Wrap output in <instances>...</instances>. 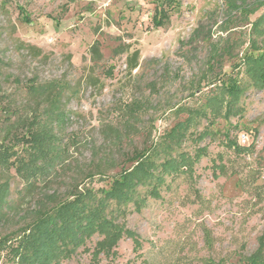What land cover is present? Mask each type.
I'll list each match as a JSON object with an SVG mask.
<instances>
[{
	"label": "rangeland",
	"instance_id": "374dc122",
	"mask_svg": "<svg viewBox=\"0 0 264 264\" xmlns=\"http://www.w3.org/2000/svg\"><path fill=\"white\" fill-rule=\"evenodd\" d=\"M263 1L178 0L157 28L153 17L163 0H0V185L9 186L0 239L15 237L76 190L110 186L137 154L162 148L166 133L192 114L185 139L171 151L205 147L206 155L192 171L166 175L159 198L147 192L150 185L139 186L137 196H148L140 211L131 202L114 213L140 245L124 236L115 258L102 255L96 263L94 235L63 263L247 264L264 228V88L253 84L243 59L252 38L264 39L252 26L264 4L249 16L236 8ZM233 75L246 88L244 111L214 117L208 99ZM32 83L54 86L66 117L52 124L65 152L39 162L44 168L36 174L16 167L17 156L28 154V121L50 103L44 91L28 90ZM205 129L210 134L200 138ZM227 135L247 149L235 151ZM165 156L162 149L155 159Z\"/></svg>",
	"mask_w": 264,
	"mask_h": 264
},
{
	"label": "trees",
	"instance_id": "16d2710c",
	"mask_svg": "<svg viewBox=\"0 0 264 264\" xmlns=\"http://www.w3.org/2000/svg\"><path fill=\"white\" fill-rule=\"evenodd\" d=\"M263 4L264 1L255 8L240 6L236 9L249 16ZM178 5V0H163V5L155 10L154 26L158 28L164 25L170 18V10ZM23 10L21 8V12ZM23 19L31 21L26 14ZM262 23H264V12L252 22L254 30L264 33L261 31ZM250 41L251 51H248L243 59L244 70L254 85L264 88V39L262 43L255 38ZM92 52L95 56L99 55L97 44L93 45ZM134 65L136 66V63ZM221 81V90L208 99V107L212 116L230 119L236 114L243 113L244 108L239 105V102L246 88L234 75ZM28 90L41 93L44 91L43 94L47 95L50 101L43 112L35 108L32 119L28 121V130L23 135L24 138L26 136L25 151L28 154L16 158V167L21 173L36 174L44 168L39 165V162L54 160L65 152L60 143V137H57L52 130V124L54 121H63L66 117L57 104V96H55L57 90H54V86L49 84L40 86L32 83L29 84ZM196 113L205 116L207 110H197ZM193 121L194 116L190 114L186 120L176 123L166 133L167 142L162 148L150 146L137 154L133 159V165L123 168L112 180L110 186L99 188L89 186L76 190L70 198L47 209L30 225L22 228L15 237L6 236L0 239V256L1 254L5 256L4 264H64V259L71 258L79 247H86L87 242L94 235L100 238L91 251L96 263L102 255L115 258L118 253L116 247L124 236L132 238L136 246H139V234L129 229L124 222H117L114 213L126 212L123 206L131 202L140 211L147 202L148 196H137L139 186L150 185L147 192L150 196L159 198V186L165 182L166 175H175L182 170L192 171L194 165L206 155L205 147H199L194 154L186 151H177L174 154L171 151L180 147ZM207 134L210 132L205 129L199 137L204 138ZM226 139L228 145L235 151L247 149L245 145L228 138V135ZM254 142L255 139L250 146H255ZM162 149H165L167 156L157 162L155 155ZM6 150L7 147L4 148V151ZM6 154L3 161L9 162L11 155ZM7 190H9L8 184L0 185V217L4 213L1 209L6 203ZM262 232L257 248L245 257L247 264H264V228Z\"/></svg>",
	"mask_w": 264,
	"mask_h": 264
}]
</instances>
